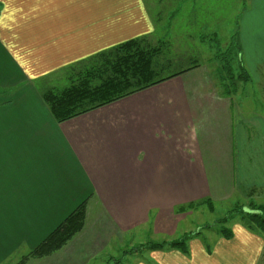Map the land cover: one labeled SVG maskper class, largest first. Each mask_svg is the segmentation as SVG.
<instances>
[{
  "label": "crops",
  "instance_id": "obj_1",
  "mask_svg": "<svg viewBox=\"0 0 264 264\" xmlns=\"http://www.w3.org/2000/svg\"><path fill=\"white\" fill-rule=\"evenodd\" d=\"M178 4L173 39L241 19L232 36L238 34L239 65L250 76L244 87L261 92L227 96L201 64L59 123L41 86L94 55L153 36L157 5L0 0V264H18L84 202V229L55 253L24 264H261L264 233L238 222L231 239L193 238L188 255L165 249L139 251L133 263L118 259L127 236L145 232L141 246L175 237L179 206L229 202L241 190L264 199L263 0Z\"/></svg>",
  "mask_w": 264,
  "mask_h": 264
},
{
  "label": "trees",
  "instance_id": "obj_2",
  "mask_svg": "<svg viewBox=\"0 0 264 264\" xmlns=\"http://www.w3.org/2000/svg\"><path fill=\"white\" fill-rule=\"evenodd\" d=\"M172 20L173 18L165 27L169 40L163 39L157 44H152L149 40L150 36L132 39L68 68L70 73L66 78L69 85L62 91L53 89L43 94V100L57 122L63 123L72 120L198 68L202 63L196 58L189 60L191 66L185 68L182 62L175 63L170 56L172 38H169V31ZM214 37L218 39L217 36ZM240 51L241 46L236 33L232 36L229 47L216 54L215 59L223 65L226 75L232 74L233 76L232 62L236 58V52L238 56ZM237 79L238 82L244 84L250 81V76L241 65H239ZM223 83L224 85L220 86L223 94L229 96L237 92L234 84L232 91L230 86L228 87L224 81ZM209 202L206 200L200 204ZM194 207H198V205L179 206L176 208V212H184ZM86 213V202H84L18 264H24L31 258L49 256L66 246L85 227ZM235 214L240 216L242 219L240 222L247 230L255 234L264 233V206H253L247 211L245 208H239L231 215ZM230 219L234 221L232 217H229L222 220L221 223L227 224L231 222ZM201 236V233L195 232L171 242H150L140 247L139 251L177 249L188 255L187 243L193 238ZM220 236L231 239L234 235L232 229L224 228L221 230ZM206 247L210 250L208 244ZM261 264H264V255Z\"/></svg>",
  "mask_w": 264,
  "mask_h": 264
},
{
  "label": "rangeland",
  "instance_id": "obj_3",
  "mask_svg": "<svg viewBox=\"0 0 264 264\" xmlns=\"http://www.w3.org/2000/svg\"><path fill=\"white\" fill-rule=\"evenodd\" d=\"M155 1V2H154ZM185 0H149L150 2H153L157 5V13L154 14V17L160 20V23H158V27L156 29V32L153 36H150L149 40L152 44H157L160 40H169L167 37V31L165 29L168 22L171 20V18H174V15H171L176 9H177V3L179 2L178 6H180V9L182 7V3ZM195 1V0H192ZM207 0H205L206 2ZM239 1V0H238ZM246 1V0H242ZM251 1V0H247ZM257 1V0H256ZM260 1V0H259ZM264 3V0H263ZM256 5V2H255ZM188 11V9L186 10ZM189 16V15H188ZM240 17V15H239ZM240 21V22H239ZM234 21L230 23H224L222 24L218 29L215 31L209 32L206 31L205 34L199 33L198 35H194V31L188 30L186 33H192L191 35L187 34L183 37H179L176 39H171V55L172 59L175 63H180L184 65L185 68L191 66L190 63L191 59L196 58L199 60V62L202 63V65H207L211 72H213L214 76L216 77L219 85H224L223 81L228 85L230 90H234L233 84L235 85V90H237L236 93H251V88H254V86L247 85L244 87L243 82H238V75H239V60L236 52V58H234L232 65H233V76L226 75L225 71L223 69V65L215 59V56L220 51H225L230 45V40L232 38V34L234 33L235 29L240 28L241 19L238 18L237 25L233 24ZM193 28V25H190V29ZM196 30V28L194 29ZM213 35V37H211ZM214 36H217L218 39H215ZM171 38V37H169ZM219 50V51H218ZM264 68V66L262 67ZM70 69V68H69ZM252 74H254L256 71H252L250 69ZM69 70L62 71L61 73H58V75H55L52 77V85L47 84L46 86H41L42 91L47 92L49 90H63L69 85V81L67 80V76L69 75ZM232 84V86H231ZM258 86V85H256ZM257 92H261L258 90ZM222 89V88H221ZM227 89V88H226ZM43 93V94H44ZM42 94V96H43ZM234 94V93H233ZM232 94V95H233ZM247 191H240L239 197L235 198L232 201L229 202H213L211 199H203L200 201L188 203L189 204H197L198 207H194L191 210H185L184 212H176L177 221L179 222V228H178V234L175 237H172V235H169L168 238H170L169 241L165 242H171L174 240L181 239L185 235L188 234H194L195 232L201 233L202 236L205 237H211V236H219L221 234V230L224 228L227 229H233L236 222L241 223L242 219L239 215H231L237 209L245 208L246 211L250 210L253 206L259 207L264 206V199H253L249 198L247 196H242L243 194L246 195ZM209 200L210 202L207 204H200L203 201ZM87 216V213H86ZM155 213L152 214V220L155 217ZM232 217L234 221H230L229 223L225 224L224 222L221 223L222 220L225 218ZM87 219V217H86ZM86 224V222H85ZM207 227H211L208 229ZM84 229V228H83ZM189 232L188 234H184ZM149 232V231H147ZM184 234V235H183ZM178 236V238H177ZM145 232H142V234H136L133 236H127L125 239H122L121 241L125 242L126 246L125 248H121L119 251V260L123 261V263H133L136 262V259L139 258L138 255H135L137 252H139L141 244H144L145 242ZM212 238V237H211ZM165 240H168L167 238ZM112 248V247H111ZM141 254L145 252V250L140 251ZM144 254V253H143ZM120 261V262H121Z\"/></svg>",
  "mask_w": 264,
  "mask_h": 264
}]
</instances>
